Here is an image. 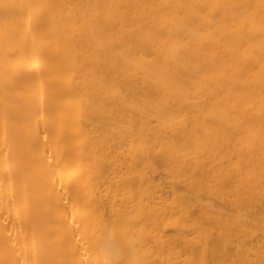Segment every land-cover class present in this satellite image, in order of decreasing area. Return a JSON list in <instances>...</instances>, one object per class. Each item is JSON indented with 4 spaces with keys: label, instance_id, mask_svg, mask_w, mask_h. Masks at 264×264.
<instances>
[{
    "label": "bare ground",
    "instance_id": "6f19581e",
    "mask_svg": "<svg viewBox=\"0 0 264 264\" xmlns=\"http://www.w3.org/2000/svg\"><path fill=\"white\" fill-rule=\"evenodd\" d=\"M264 264V0H0V264Z\"/></svg>",
    "mask_w": 264,
    "mask_h": 264
},
{
    "label": "clouds",
    "instance_id": "9594fccd",
    "mask_svg": "<svg viewBox=\"0 0 264 264\" xmlns=\"http://www.w3.org/2000/svg\"><path fill=\"white\" fill-rule=\"evenodd\" d=\"M97 252L100 264H146L142 241L130 230L127 234L108 230Z\"/></svg>",
    "mask_w": 264,
    "mask_h": 264
}]
</instances>
